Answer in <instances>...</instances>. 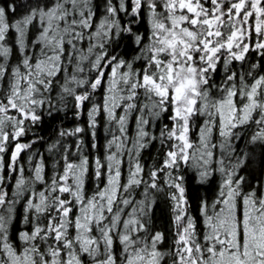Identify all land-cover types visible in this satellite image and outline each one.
<instances>
[{
    "label": "snow or ice",
    "instance_id": "1",
    "mask_svg": "<svg viewBox=\"0 0 264 264\" xmlns=\"http://www.w3.org/2000/svg\"><path fill=\"white\" fill-rule=\"evenodd\" d=\"M0 264H264V0H0Z\"/></svg>",
    "mask_w": 264,
    "mask_h": 264
},
{
    "label": "trees",
    "instance_id": "2",
    "mask_svg": "<svg viewBox=\"0 0 264 264\" xmlns=\"http://www.w3.org/2000/svg\"><path fill=\"white\" fill-rule=\"evenodd\" d=\"M66 124L68 126H71V124H72L71 117H69L68 121H66ZM102 143H103V136H102V133H101V144ZM37 147H39V145H37ZM41 151H43V149H41ZM153 154H154V150H153ZM145 159H147V154H145ZM21 162L24 163L25 168L27 169L26 155L23 154V153H22ZM49 167H50V162H49ZM9 191H11V185H9Z\"/></svg>",
    "mask_w": 264,
    "mask_h": 264
}]
</instances>
